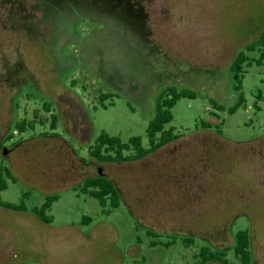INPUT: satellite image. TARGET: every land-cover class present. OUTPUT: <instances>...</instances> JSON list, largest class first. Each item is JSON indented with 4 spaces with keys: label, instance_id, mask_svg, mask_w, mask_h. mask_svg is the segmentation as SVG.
<instances>
[{
    "label": "rangeland",
    "instance_id": "374dc122",
    "mask_svg": "<svg viewBox=\"0 0 264 264\" xmlns=\"http://www.w3.org/2000/svg\"><path fill=\"white\" fill-rule=\"evenodd\" d=\"M263 30L264 0H0V168L14 178L2 197L28 208L0 207V264H193L204 239L232 247L248 227L264 264V65L246 66V102L228 112L232 62ZM171 86L197 93L172 108L178 139L137 161L89 156L101 132L147 145ZM24 118L36 129L9 140ZM98 169L121 193L106 212L74 189ZM55 193L46 222L33 209ZM148 230L163 235L155 247Z\"/></svg>",
    "mask_w": 264,
    "mask_h": 264
},
{
    "label": "trees",
    "instance_id": "16d2710c",
    "mask_svg": "<svg viewBox=\"0 0 264 264\" xmlns=\"http://www.w3.org/2000/svg\"><path fill=\"white\" fill-rule=\"evenodd\" d=\"M258 52L259 56L253 58L250 53ZM264 65V30L259 37L247 45L245 50H241L236 55L231 65V72L233 74L234 89L238 92L239 98L237 102L231 106L228 110L229 113H234L240 106H243L246 102L243 93V79L246 74V66ZM111 96V93H105L101 95V100ZM197 93L191 89L182 88L179 89L176 86H171L163 90L157 100L156 112L154 117L150 120L147 128L148 143L144 144L141 136H132L127 142H124L119 136H111L106 132H101L93 144L88 147V154L98 163L114 162L122 163L129 161H137L145 158L149 154L159 150L167 144L178 139L181 135L175 132L173 126L168 125L173 121L172 108L181 98H195ZM261 92H259L258 102L261 99ZM47 111H51L50 103L45 104ZM219 109L223 110L221 106ZM41 120V119H40ZM34 122V121H33ZM58 123V115L52 114L51 117V129H56ZM35 123L30 124L26 120L17 121L14 130L19 132H25L28 128H34ZM202 128L215 130L222 136L220 125L215 126L207 121L201 122ZM14 136V132L8 136L11 140ZM6 176L13 178L12 172L7 166L0 168V207H4L10 210L27 211L28 208L24 202L19 204L5 201L2 197V192L7 188ZM14 179V178H13ZM74 189L79 194H88L91 197L96 198L100 205L103 207V211L106 212L108 204L112 206H118L121 201V193L116 183L108 176L104 175L99 169L97 174L87 176L82 182L74 186ZM60 195L55 193L46 196L45 202L40 206L34 207V213L42 220L50 222V216L47 215V211L51 208L52 204L59 199ZM92 221L89 216H84L82 222L87 224ZM149 237H152V246L155 247L159 243L157 238L162 237L161 233H157L153 230H148ZM182 237V243L185 247H189L194 244V237L176 235L172 237L168 235L167 238H179ZM234 244L229 249L212 248L211 246L202 245L196 255L197 262L202 264L206 261H218L224 264H229L227 255L233 252L234 256L240 258L241 264H252L253 253L251 249L252 236L250 227L240 229L235 233ZM173 242L170 241L166 246H170Z\"/></svg>",
    "mask_w": 264,
    "mask_h": 264
},
{
    "label": "flooded vegetation",
    "instance_id": "af4514ba",
    "mask_svg": "<svg viewBox=\"0 0 264 264\" xmlns=\"http://www.w3.org/2000/svg\"><path fill=\"white\" fill-rule=\"evenodd\" d=\"M22 88H24V87H21V89L20 90H22ZM18 93V92H17ZM17 95V94H16ZM42 97H43V100L44 99H46V98H48L46 95H44V94H40ZM15 97V96H14ZM46 103H48L47 101H43V105H44V107H45V104ZM46 109V108H45ZM47 110V109H46ZM58 112H60V114L58 113L57 115H58V121H60V115H61V109L59 108V110H58ZM39 114V112H35L34 113V116H37ZM55 114V113H54ZM23 120H26V122H30V124H33V123H35V125H34V128L32 129V128H28L25 132H19V131H17V130H14L13 132H14V134H15V132H17V133H27L28 131H33V130H35L36 129V122H33V119L32 120H30V119H26V118H24ZM18 120H16V119H14L13 120V123H12V125H11V127H15V124H16V122H17ZM22 121V120H21ZM41 122V125L42 126H44L46 123H47V120H46V117H42V119L40 120ZM43 130H45L44 128H42ZM12 132V133H13ZM44 133V135L45 134H47L48 132H46V131H44L43 132ZM13 138H14V136H13ZM14 145H15V143H13ZM7 150H8V148L6 149H4V154H6V152H7ZM203 240V239H202ZM204 241H205V243H204V245H206V246H211L212 248H218V249H222V250H224V249H229V248H231V247H222V246H218V245H215L214 243H212L209 239H204ZM229 255V254H228ZM228 255H227V258H228ZM233 256H234V254H233ZM234 258L235 259H237L238 260V264H241V261H240V258H237V257H235L234 256ZM229 261V260H228ZM253 262H254V257H253ZM193 264H199L197 261H196V263H193ZM202 264H224V263H222V262H218V261H206V262H204V263H202ZM229 264H231L230 263V261H229ZM253 264V263H252Z\"/></svg>",
    "mask_w": 264,
    "mask_h": 264
},
{
    "label": "crops",
    "instance_id": "0c3cea01",
    "mask_svg": "<svg viewBox=\"0 0 264 264\" xmlns=\"http://www.w3.org/2000/svg\"><path fill=\"white\" fill-rule=\"evenodd\" d=\"M77 185V184H76Z\"/></svg>",
    "mask_w": 264,
    "mask_h": 264
}]
</instances>
